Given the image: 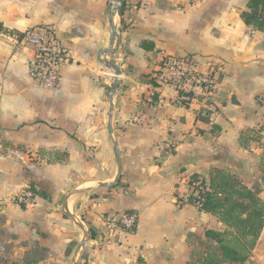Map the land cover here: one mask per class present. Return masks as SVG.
Wrapping results in <instances>:
<instances>
[{
    "label": "crops",
    "instance_id": "obj_1",
    "mask_svg": "<svg viewBox=\"0 0 264 264\" xmlns=\"http://www.w3.org/2000/svg\"><path fill=\"white\" fill-rule=\"evenodd\" d=\"M247 4L122 0L123 16L113 17L121 77L111 113L116 76L100 62L112 55L100 54L112 44L113 0H0L1 258L264 264V227L257 239L240 236L225 208L213 213L183 202L188 181L201 178L218 201L233 203L237 191L249 190L264 206V33L244 24ZM38 26L54 29L69 54L54 90L31 79L33 50L18 38ZM190 55L221 69L204 105H180L173 88L149 82L163 58ZM119 166L117 184L102 187ZM28 189L35 202L17 204ZM126 212L138 214L132 232L104 220ZM223 245L244 260L228 259Z\"/></svg>",
    "mask_w": 264,
    "mask_h": 264
},
{
    "label": "built area",
    "instance_id": "obj_2",
    "mask_svg": "<svg viewBox=\"0 0 264 264\" xmlns=\"http://www.w3.org/2000/svg\"><path fill=\"white\" fill-rule=\"evenodd\" d=\"M33 50V56L28 62L31 79L40 87L54 90L59 87L61 70L69 62V54L61 38L54 29L38 26L28 29L20 39ZM112 59L117 61L115 55ZM221 69L213 62L202 63L195 56L165 57L149 78L152 86H169L177 93V102L180 105L192 103L206 104L213 95ZM115 79L112 81L114 85ZM113 86H110L109 97L115 98ZM189 191L183 202L203 211L206 198L211 193L210 187L201 178L188 181ZM36 200L31 190L18 194L15 202L28 207ZM138 214L126 212L121 216L108 215L104 218L106 223L113 228L132 232L138 225Z\"/></svg>",
    "mask_w": 264,
    "mask_h": 264
},
{
    "label": "trees",
    "instance_id": "obj_3",
    "mask_svg": "<svg viewBox=\"0 0 264 264\" xmlns=\"http://www.w3.org/2000/svg\"><path fill=\"white\" fill-rule=\"evenodd\" d=\"M241 18L250 30L264 33V0H249L246 10L241 14ZM18 36L21 39L23 34ZM142 47L148 51L155 48L153 43L148 42L142 43ZM226 187L235 188L227 182ZM32 192L36 194L35 191ZM237 193L240 200L233 203L230 202V196L223 202L216 200L212 192L209 193L204 210L217 213V209L225 208L224 215L234 219V225L240 236H250L257 239L264 227V206L258 201L254 193L249 190L237 191ZM242 215H245L244 219ZM207 235L208 237L215 236L213 232H207ZM221 250L228 259H233V261L244 260L242 257H237L238 253L231 247L223 245Z\"/></svg>",
    "mask_w": 264,
    "mask_h": 264
},
{
    "label": "water",
    "instance_id": "obj_4",
    "mask_svg": "<svg viewBox=\"0 0 264 264\" xmlns=\"http://www.w3.org/2000/svg\"><path fill=\"white\" fill-rule=\"evenodd\" d=\"M114 6L111 10V14H110V26L112 29V38H111V46L110 48H108V50H106L104 53L100 54V57L104 54H111V55H115L117 53V50L114 48L115 43L118 44L119 43V39H118V32H117V28L116 25L114 23V19L113 17L115 15H118L120 18L123 16V11H122V0H113ZM100 62L102 64H104L107 68L112 69L115 72V76H116V80L114 82L113 85V93L116 94L118 86H119V78L121 77V69L118 66V63L116 62V60L112 59L109 61H105V60H100ZM113 101H114V97L111 98V110L110 112L112 113L114 111V106H113ZM109 130L112 129V118L110 115V120H109ZM113 144H114V153L117 157V159H120V155H119V150H118V146L116 144V142L113 140ZM120 163V162H119ZM120 173H121V166H119V173L115 179L114 182L109 183V184H103L102 187H111L117 184V182L120 179ZM261 183L262 185H264V175L261 177ZM86 238H87V234H86ZM87 240H84L83 242H81L78 250L82 249L85 247Z\"/></svg>",
    "mask_w": 264,
    "mask_h": 264
},
{
    "label": "rangeland",
    "instance_id": "obj_5",
    "mask_svg": "<svg viewBox=\"0 0 264 264\" xmlns=\"http://www.w3.org/2000/svg\"><path fill=\"white\" fill-rule=\"evenodd\" d=\"M249 2V0H242V7L245 5V3L246 2ZM250 30V29H249ZM251 31V30H250ZM116 49V48H115ZM110 60H112V58H110ZM112 86H113V84H112ZM28 190H31V191H33V189H28ZM24 192V191H23ZM22 193V192H21ZM20 194V193H19ZM7 252V251H6ZM80 252H83V248L82 249H80ZM1 256V255H0ZM0 264H20L19 262H12V261H7V260H5L4 258H1L0 257ZM23 264V263H22Z\"/></svg>",
    "mask_w": 264,
    "mask_h": 264
},
{
    "label": "bare ground",
    "instance_id": "obj_6",
    "mask_svg": "<svg viewBox=\"0 0 264 264\" xmlns=\"http://www.w3.org/2000/svg\"><path fill=\"white\" fill-rule=\"evenodd\" d=\"M116 80V79H115Z\"/></svg>",
    "mask_w": 264,
    "mask_h": 264
}]
</instances>
